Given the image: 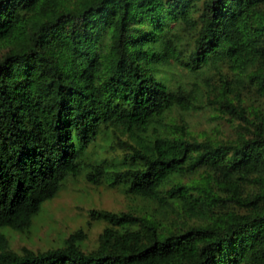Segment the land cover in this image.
Listing matches in <instances>:
<instances>
[{
  "label": "trees",
  "instance_id": "16d2710c",
  "mask_svg": "<svg viewBox=\"0 0 264 264\" xmlns=\"http://www.w3.org/2000/svg\"><path fill=\"white\" fill-rule=\"evenodd\" d=\"M78 176L123 206L12 248ZM0 264H264V0H0Z\"/></svg>",
  "mask_w": 264,
  "mask_h": 264
},
{
  "label": "rangeland",
  "instance_id": "374dc122",
  "mask_svg": "<svg viewBox=\"0 0 264 264\" xmlns=\"http://www.w3.org/2000/svg\"><path fill=\"white\" fill-rule=\"evenodd\" d=\"M81 178L78 176L66 179L56 195L42 201L39 210L31 218L27 232L22 234L8 227L2 228L8 235L12 248L17 249L20 245L40 249L58 246L70 230L80 226L85 228L86 209L89 206L108 209L123 206L122 197L117 192L101 186L92 187ZM99 228L100 223L92 221L86 229L89 240L87 246Z\"/></svg>",
  "mask_w": 264,
  "mask_h": 264
}]
</instances>
